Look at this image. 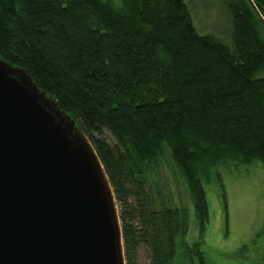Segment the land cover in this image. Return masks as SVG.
<instances>
[{
    "label": "trees",
    "instance_id": "16d2710c",
    "mask_svg": "<svg viewBox=\"0 0 264 264\" xmlns=\"http://www.w3.org/2000/svg\"><path fill=\"white\" fill-rule=\"evenodd\" d=\"M215 1L222 31L198 29L193 0H0V58L89 139L116 200L125 264L140 247L150 264L180 263L177 250L206 264L183 242L188 204L201 236L206 184L224 200L218 167L264 166V0Z\"/></svg>",
    "mask_w": 264,
    "mask_h": 264
},
{
    "label": "water",
    "instance_id": "95a60500",
    "mask_svg": "<svg viewBox=\"0 0 264 264\" xmlns=\"http://www.w3.org/2000/svg\"><path fill=\"white\" fill-rule=\"evenodd\" d=\"M0 264H125L116 200L89 139L1 58Z\"/></svg>",
    "mask_w": 264,
    "mask_h": 264
},
{
    "label": "rangeland",
    "instance_id": "374dc122",
    "mask_svg": "<svg viewBox=\"0 0 264 264\" xmlns=\"http://www.w3.org/2000/svg\"><path fill=\"white\" fill-rule=\"evenodd\" d=\"M194 19L198 29L222 31V11L215 0H193ZM224 200L218 183L205 187L208 203V224L200 236L193 206L188 204L189 223L184 245L190 250L197 245L206 264H264V166L259 161L247 165L219 166ZM180 184V183H179ZM175 198L185 204L184 187L180 184ZM177 187L170 182L168 190ZM174 198V199H175ZM224 202L226 211L224 210ZM199 243V246H198ZM197 264L196 258L190 262ZM136 264H150L148 252L140 247Z\"/></svg>",
    "mask_w": 264,
    "mask_h": 264
}]
</instances>
